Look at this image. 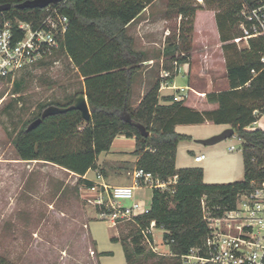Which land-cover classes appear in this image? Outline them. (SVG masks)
I'll return each mask as SVG.
<instances>
[{
	"label": "trees",
	"instance_id": "1",
	"mask_svg": "<svg viewBox=\"0 0 264 264\" xmlns=\"http://www.w3.org/2000/svg\"><path fill=\"white\" fill-rule=\"evenodd\" d=\"M23 1L0 0V5H12L0 11V26L6 21H27L34 26L42 22L46 8L18 7ZM155 1L65 0L52 4L69 18L56 54H67L84 77L83 87L67 102L52 100L41 104L13 137L20 158L58 164L79 174V181L90 169L100 170L106 176L98 157L112 148L120 134L135 139L136 167L152 172L161 180L178 175L174 185L153 188L149 211L133 221L138 226L131 233L134 249L130 250L126 243L123 245L130 264H141L139 255L145 251L141 244L142 229L152 221L164 230L163 238L176 257L186 254L192 247L203 246L210 231L203 200L211 214L219 215L234 208L238 194L248 191L253 181H264V128L253 126L264 115V36L250 38L242 46L233 41L242 36L239 21L244 4L255 0H203L204 4L196 0H168L169 11L181 16L179 33L167 37L163 51V66L169 70L174 69V60L179 64L191 61L197 10H216L230 88L206 94L209 102L218 104L211 110L191 107L185 99L176 100L174 94L162 95L161 78L137 107H131L133 81L145 55L135 49L128 25ZM80 93L87 95L92 112L90 120H85L80 110L70 109L49 115L28 128L45 108L69 106ZM206 121L234 127L242 140V181L207 183L203 167L177 166L178 144L182 139L191 138L179 133L177 125ZM86 183L92 186L93 180ZM163 258L156 264L175 262ZM0 264L8 263L0 256Z\"/></svg>",
	"mask_w": 264,
	"mask_h": 264
},
{
	"label": "rangeland",
	"instance_id": "2",
	"mask_svg": "<svg viewBox=\"0 0 264 264\" xmlns=\"http://www.w3.org/2000/svg\"><path fill=\"white\" fill-rule=\"evenodd\" d=\"M180 21L181 16L169 11L168 0H156L128 27V33L134 37L135 49L143 51L147 60L142 63V68L136 76L146 72L145 79L149 81L150 87L160 78V59L163 58L166 39L179 33ZM167 30L170 31L169 35H166ZM218 31L216 10H197L193 47L196 40V49L202 53L206 46L203 41L206 40L207 46L214 54L210 66L205 62L204 66L192 65L191 81L199 89L204 88V80H201L199 75L201 68L208 70L216 67L221 70V66L226 65L221 58L222 55L225 57L224 51L218 46ZM192 58L193 53L191 60ZM188 79L182 69L177 75L176 84L185 86ZM82 87L83 80L78 69L63 52L43 58L37 65L22 70L14 78L1 79L0 152L5 150L6 155L14 152L11 145L13 137L22 124L38 111L41 104L52 100L67 102ZM166 91L167 88L162 92L160 90L162 95H166ZM223 126L214 122L177 125L179 133L191 136L182 139L178 144V167H203L204 180L207 183L242 181L243 142L237 135L215 144L206 145L197 141L213 136L214 134H210ZM255 126L264 128V115ZM133 142L129 138L117 139L110 151L102 152L98 157V162L103 166L110 183H132L133 171L136 168ZM232 145H235L236 149L231 150ZM200 152L208 158L197 163L194 154ZM29 179L22 196V192L15 191L16 188L11 185L0 187V256L8 264H130L126 260L123 245L126 243L133 251L131 233L137 230V224L133 221H123L111 225L99 219L94 213L95 209L91 210L82 201L78 177L63 169L50 170L42 176L38 173ZM28 191L37 196L33 204L35 212L20 211L23 200L26 202L24 197H27L25 193ZM137 193L141 204L146 208L150 207L153 189L145 187L137 190ZM11 197L20 200L16 204ZM48 199L52 200V206L50 215L46 217L47 209L43 201ZM61 211L64 212L63 215L58 214ZM163 233L162 228L155 229L154 245L158 247L159 252L153 251L151 244L147 243L144 237L141 239L145 248L144 253L139 255L141 264L157 263L162 257L165 260H175V257L169 254V245L166 244ZM113 237H117V240Z\"/></svg>",
	"mask_w": 264,
	"mask_h": 264
},
{
	"label": "built area",
	"instance_id": "3",
	"mask_svg": "<svg viewBox=\"0 0 264 264\" xmlns=\"http://www.w3.org/2000/svg\"><path fill=\"white\" fill-rule=\"evenodd\" d=\"M45 8L46 15L38 26L21 20L6 21L0 26V80L14 78L22 70L34 67L43 58L59 51L69 18L57 6L50 4ZM239 27L242 36L235 37L233 41L240 46L250 38L264 36V0L244 4ZM169 34L167 30L166 35ZM161 65L160 90L174 88L180 92L174 93L175 99L183 100L181 92L188 87L171 85L168 81L182 69L189 72V63L179 64L174 60V69L169 70L163 66L162 58ZM230 149H236L235 145ZM205 158L204 153L195 156L197 162ZM95 174L93 185L83 198L96 207L99 219L111 225L135 221L138 215L149 211L150 207H144L137 198V190L145 187L166 189L174 185L178 178L174 175L168 180H161L152 172L136 167L132 183L114 184L105 179L102 171L96 170ZM252 184L248 191L238 194L234 208L219 215L211 214L203 200L205 219L210 227L204 245L192 247L188 253L177 257L170 251L169 254L175 257V262L170 264H264V181H253ZM156 228L155 221H152L149 227L142 229V233L152 250L159 252L154 245Z\"/></svg>",
	"mask_w": 264,
	"mask_h": 264
},
{
	"label": "crops",
	"instance_id": "4",
	"mask_svg": "<svg viewBox=\"0 0 264 264\" xmlns=\"http://www.w3.org/2000/svg\"><path fill=\"white\" fill-rule=\"evenodd\" d=\"M148 8H149V6L140 15H142ZM135 20H133L132 22H134ZM129 25H128V27H129ZM217 36L219 38L218 46L222 47V42L220 40L219 31H218V35ZM203 42L206 45L205 48H204L205 50H203L202 53H199V51H198L199 49H196V47H197L196 46V40H194V47H193V50H192L193 58H192V60L190 62H188L189 63L190 72L186 73L184 71V73L186 75H188L189 79H188V84L183 86V87H188V88L184 92H181V95H183L185 100L188 97V101H186L187 105H189L191 107H194L196 109H199V110H211V109L217 108L218 104L209 102L208 99H207V95L206 94L208 92H212V91H221V90L228 89V88H230V82H229V79H228V76H227V68H226V65H225V66H221V70H218L216 67L208 69V70H206V69L204 70V69L201 68L199 75L201 76V80L202 79L204 80V88L199 89L194 84H192V81H191L192 65L199 64L200 66L201 65L204 66L203 64L205 62L206 65L210 66V64L213 63L212 59H213L214 54H213L212 51H210V47L207 46V44H208L207 41L204 40ZM221 58H222V62L225 63L226 59H225L224 55H222ZM146 61L147 60H145V62ZM145 70H147V69H145ZM145 74H146V72L143 71L140 75L138 74L135 77L134 81H133L132 95H131V99H130V104H131L132 107H136L139 104V102L141 101L142 97L150 89L149 81H147L145 79L146 78ZM177 75L172 76L169 79L168 83H170L171 85L178 86L176 84ZM143 77H144V80H143ZM81 78H82V80H84L83 76H81ZM162 90H161V92H162ZM167 90H168V91H166L167 93L172 92L170 94H174L177 91L174 88H167ZM167 93H166V95H168ZM206 122H210V121H206ZM256 123L257 122H255L253 124L254 127H256L255 126ZM223 125L224 126L221 129L212 132L210 135L220 133V131L223 128L230 127L229 125H226V124H223ZM176 129H177V127H176ZM234 136H236V134ZM122 138H129V139L133 140L134 141L133 144H134V147H135V139L132 138V137H127V136H125L123 134H120V135H118L115 138L112 147L114 146V144H115L117 139H122ZM11 145L13 146V150H14L13 153L11 152L10 154L6 155L5 150L3 152H0V187H5V186H10L11 185L12 187L16 188L15 191H19L20 190L22 192L20 195L22 196V194L24 193V188L29 183V180H30L29 178L32 175H35V174H38V173H39L40 176H42L43 173H48V171H50V170H59V169L62 170L63 169V170H65V172H68V173H71V174L77 176L78 177V181H79V179L81 177L79 174H77V173H75L73 171H70L69 169H67L65 167H62V166H60L58 164H55V163H52V162H49V161H46V160H37V159L25 160V159H22V158H20V156H19V154H18L13 142H11ZM199 154H202V152L195 153L194 156L199 155ZM207 158H208V156L206 155L205 159H207ZM176 159H177V156H176ZM194 159H195V157H194ZM136 160H137V158H136ZM203 161L197 162L195 160V162H197V163H201ZM98 164H99L100 167L103 168V166H101L99 162H98ZM95 171H96V169L88 170L87 173L82 176L83 180L79 181V183L81 184L80 185V197H81L82 201L91 210L95 209L94 213H95V215H97L96 207L94 205L88 203L83 198L84 194L88 195V193H86V191H87V189H89V187H91V186H89L86 183V180L94 179L96 177ZM105 179L107 180L108 177L105 176ZM25 195L27 196V197H24V199L26 198V202L23 200L22 206H20L21 207L20 211L23 210V212H24V211L27 210L28 212H31V211L35 212V207L33 206V204H34V202H36V198H37L36 194H34V192H32V191L31 192L28 191L27 193H25ZM11 198H12V200L15 201L16 204L20 200L19 198L16 199V197H14V198L11 197ZM43 202H44L43 204H45V208L47 209V215H46V217H47V216L50 215V212H51L52 200L48 199L47 201L44 200ZM9 203H10V201H9ZM58 214L63 215L64 212L61 211Z\"/></svg>",
	"mask_w": 264,
	"mask_h": 264
},
{
	"label": "water",
	"instance_id": "5",
	"mask_svg": "<svg viewBox=\"0 0 264 264\" xmlns=\"http://www.w3.org/2000/svg\"><path fill=\"white\" fill-rule=\"evenodd\" d=\"M62 0H25L21 3L18 4V7L20 8H25V7H39V8H45L50 4L53 3H59ZM11 4L7 3V4H1L0 5V11L3 10H7L9 8H11ZM70 109H78L81 111L82 117L85 120H90L92 117V112L90 109V105L88 102V98L87 95L85 93H80L76 96V98L74 99V102L69 105V106H59V105H50L47 108L44 109V111L42 112V115L37 118L36 120H34L28 128H31L32 126H35L37 124H39L43 118L49 116V115H53V114H57L60 112H65L67 110ZM235 135V129L234 127L230 126L225 128L222 132L214 134L211 137L205 138V139H198V142H201L203 144H215L217 142H220L224 139H227L229 137H232Z\"/></svg>",
	"mask_w": 264,
	"mask_h": 264
}]
</instances>
